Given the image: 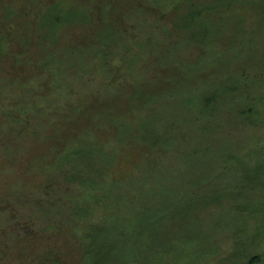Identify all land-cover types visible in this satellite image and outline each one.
<instances>
[{
  "label": "rangeland",
  "instance_id": "obj_1",
  "mask_svg": "<svg viewBox=\"0 0 264 264\" xmlns=\"http://www.w3.org/2000/svg\"><path fill=\"white\" fill-rule=\"evenodd\" d=\"M162 1L0 0L1 264H264L263 8Z\"/></svg>",
  "mask_w": 264,
  "mask_h": 264
},
{
  "label": "trees",
  "instance_id": "obj_2",
  "mask_svg": "<svg viewBox=\"0 0 264 264\" xmlns=\"http://www.w3.org/2000/svg\"><path fill=\"white\" fill-rule=\"evenodd\" d=\"M154 1L159 2L158 3L159 7H157L158 14H162V12L164 10H162L163 8H162L161 3L163 1L162 0H154ZM201 1H203V0H200V2ZM251 4L254 5L255 8L257 6L259 9L263 8L262 11H260L259 14L257 13L256 15L258 18H262L263 22H264V1L262 4H260V3H256V0H254ZM197 5H198V2H195V5H193V6L187 5L185 7V9H187V10L183 9V10H185V13H183V11H177V7L179 6V4H178V2L177 3L174 2L171 7H168V9H169L168 12L175 13L176 14L175 17L178 15L180 20L184 21L181 26H178V28H176L175 25H173L174 24V22H173V24H172L173 28L176 31H180V30L184 31V37L183 38L193 40V41H195V43H198V44H200L201 42H199L200 39H197L196 37L197 36L200 37L202 35L204 37L206 31L203 30L202 27H201V30H198L197 28H195V22L197 20L208 19L210 16L209 14L211 12L212 18L213 19L216 18L217 21H220L219 24L217 25V26H220V23L225 21L226 19H228L229 15H230V17H237L238 19H240V16L242 15L239 10L234 11L235 8H234L233 0H205L201 6H199V5L197 6ZM172 9H173V11H172ZM244 10H246V9H244ZM172 17H174V16H172ZM193 19H194V23L191 24V20H193ZM197 31L199 32L198 35H197ZM185 32H186V34L188 32V35H186L187 37L185 36ZM261 63L264 65V61ZM253 74L254 75H252L250 80L256 81L258 74L256 72H254ZM241 75H242V79L240 80V82H235V80H237V79L231 77L230 75L227 76V78L229 79V82L227 79H224L223 81L221 80V82L220 81H215V82L212 81L211 85H210L211 91L206 90L203 92V94H204L203 99H202V102L199 104H203L204 107H207L210 101H212V100L216 101L217 98H220L221 87H219L220 85H218V84L223 85L224 91L229 92V93L235 91V89L238 86H243V83L249 79L245 77V73L242 72ZM214 83H216L218 86H214ZM212 110H214V106L212 107ZM159 132L160 133L156 132L158 134L155 135L153 138H147L145 135L146 132H143V134H141V138H144L148 142V143H146V144H148V147L163 149V148L168 146L167 145L168 138L163 135V131H159ZM227 155L231 156V154H229V153ZM233 155L235 156L236 154L232 153V156ZM0 258H1V256H0Z\"/></svg>",
  "mask_w": 264,
  "mask_h": 264
},
{
  "label": "flooded vegetation",
  "instance_id": "obj_3",
  "mask_svg": "<svg viewBox=\"0 0 264 264\" xmlns=\"http://www.w3.org/2000/svg\"><path fill=\"white\" fill-rule=\"evenodd\" d=\"M16 222V224H17V221H15ZM12 225H13V222H12ZM18 226H21V224L19 223V225ZM16 228H17V226H16Z\"/></svg>",
  "mask_w": 264,
  "mask_h": 264
}]
</instances>
